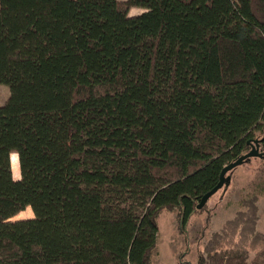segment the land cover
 I'll return each instance as SVG.
<instances>
[{
	"label": "trees",
	"instance_id": "16d2710c",
	"mask_svg": "<svg viewBox=\"0 0 264 264\" xmlns=\"http://www.w3.org/2000/svg\"><path fill=\"white\" fill-rule=\"evenodd\" d=\"M0 84V264H151L264 133V0H0ZM257 200L195 264H264Z\"/></svg>",
	"mask_w": 264,
	"mask_h": 264
},
{
	"label": "rangeland",
	"instance_id": "374dc122",
	"mask_svg": "<svg viewBox=\"0 0 264 264\" xmlns=\"http://www.w3.org/2000/svg\"><path fill=\"white\" fill-rule=\"evenodd\" d=\"M142 11L143 9L140 7H131L129 14H137ZM8 96V86L0 84V104H3ZM253 134L254 137L262 135L258 130H255ZM15 156V153L11 154V170L13 177L18 178L19 169ZM229 178L228 183L207 200L201 213H192L189 216L182 231L179 229L180 223L176 209L165 210L158 215V233L156 245L150 258L151 264H173L179 259L185 262L183 264H195L199 247L196 236L202 228L204 217L208 216L211 226L218 228L223 221L240 209V199L252 191L258 193L257 229L264 232V156L247 158L242 164L231 170ZM32 216L31 208L26 207L12 219Z\"/></svg>",
	"mask_w": 264,
	"mask_h": 264
},
{
	"label": "water",
	"instance_id": "95a60500",
	"mask_svg": "<svg viewBox=\"0 0 264 264\" xmlns=\"http://www.w3.org/2000/svg\"><path fill=\"white\" fill-rule=\"evenodd\" d=\"M253 142L256 143L257 140L254 139ZM253 156L254 157H263L264 156V150L260 151L258 149V145H252L251 149L249 151H247L246 153L238 156L234 160L227 163L220 171L219 180H218L217 184L201 196L198 204L196 205V208L201 209L206 204L207 200L215 192H217L219 189H221L224 185H226L228 183V181L230 179L229 176L226 175L228 171L234 169L236 166L242 164L247 158H250Z\"/></svg>",
	"mask_w": 264,
	"mask_h": 264
},
{
	"label": "flooded vegetation",
	"instance_id": "af4514ba",
	"mask_svg": "<svg viewBox=\"0 0 264 264\" xmlns=\"http://www.w3.org/2000/svg\"><path fill=\"white\" fill-rule=\"evenodd\" d=\"M259 132H260V131H259ZM254 139L257 140L256 143L253 142ZM247 144L249 145V149H248V150L251 149V146H252V145H258V149H259L260 151H263L264 148H262V146L264 145V133H263L261 136H259V137L251 138V139L247 142Z\"/></svg>",
	"mask_w": 264,
	"mask_h": 264
}]
</instances>
